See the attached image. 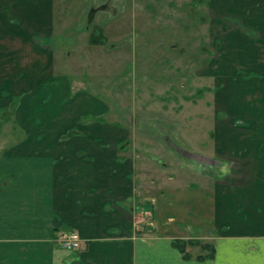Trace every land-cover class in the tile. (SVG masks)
<instances>
[{
	"label": "crops",
	"instance_id": "0c3cea01",
	"mask_svg": "<svg viewBox=\"0 0 264 264\" xmlns=\"http://www.w3.org/2000/svg\"><path fill=\"white\" fill-rule=\"evenodd\" d=\"M242 15L245 23L239 20ZM232 20L230 46L237 61L236 65L232 61V76L223 78L211 65L206 72L217 82L239 84L255 78L247 68L264 66L259 52L264 51V44L249 42H264V0H232ZM244 24H250L257 34L248 35ZM54 32V0H0V111L20 99L16 117L25 121L32 102L44 98L47 86L55 84ZM56 92L52 99L60 102L61 86ZM78 99H88V103L95 98L84 92ZM60 108L53 117L54 103L48 125ZM39 125H27V132L36 129L35 137L29 133L0 155V264H264V123L233 121L232 135L221 139L225 127L217 122L209 133L212 155L197 149V154L212 158L229 147L236 155L232 161L251 164L248 170H234L231 183L210 175L201 181L203 193L213 204L210 224L200 221L213 233L202 239L215 246L214 257L204 260L185 259L173 240L191 236H178L157 216L162 208L156 205L157 192L192 187L190 180L182 185L172 172L163 184L152 175L157 169L176 170L178 160L181 165L177 153L181 149L174 152L160 143L157 151L150 152L153 158L144 152L118 157L119 149L124 153L130 148L127 142L115 150L85 138L61 144L46 138ZM76 127L86 130L85 125ZM43 147L53 148L39 152ZM182 150L187 159H194L191 150ZM161 159L168 163L162 165ZM147 176L152 185L144 181ZM142 201L148 207L138 204ZM136 207L147 212L146 223L148 209L156 210L158 220L151 222L148 232L134 231L132 211ZM64 230L78 231L83 248H62L57 238Z\"/></svg>",
	"mask_w": 264,
	"mask_h": 264
},
{
	"label": "rangeland",
	"instance_id": "374dc122",
	"mask_svg": "<svg viewBox=\"0 0 264 264\" xmlns=\"http://www.w3.org/2000/svg\"><path fill=\"white\" fill-rule=\"evenodd\" d=\"M54 1L55 84L47 86L44 98L32 102L25 121L16 117L20 99L0 111V155L24 141L29 133L35 137L36 129L27 132L26 128L36 127V123L45 129L46 138L61 144L85 138L115 150L127 142L130 148L124 153L119 149L118 157L143 152L150 156L160 143L174 152L181 149L182 154L177 152L181 162L178 160V169H157L152 175L163 184L172 172L182 185L190 180L192 187L180 188L183 190L179 192L168 189L166 194L155 192L156 205L162 207L157 209V216L178 236L204 241L202 237L213 232L201 223L210 224L213 204L203 193L201 181L210 175L231 183L234 170H248L251 164L232 161L236 155L229 147L212 158L197 154V149L212 155L209 133L217 122L225 127L221 139L232 135L233 121L264 123V66L247 68L255 78L239 84L217 82L211 72H206L211 65V70H219L227 78L235 68L232 61L237 64L231 47L232 0ZM239 20L245 23L244 15ZM244 25L248 35L257 34L250 24ZM99 28L103 30L102 42L92 43L91 35ZM249 42L264 44L255 39ZM58 86L62 88L60 102L59 98L52 99ZM84 92L95 99L88 103V99H78ZM58 106L57 117L48 125ZM77 124L85 125V132L77 129ZM71 130L79 134L66 137ZM182 149L191 150L194 159H187ZM164 163L168 162L161 159ZM144 181L152 185L148 176ZM138 204L148 207L143 201ZM148 211L142 232H148L157 218L153 207ZM188 249L193 256L207 252L199 245Z\"/></svg>",
	"mask_w": 264,
	"mask_h": 264
},
{
	"label": "trees",
	"instance_id": "16d2710c",
	"mask_svg": "<svg viewBox=\"0 0 264 264\" xmlns=\"http://www.w3.org/2000/svg\"><path fill=\"white\" fill-rule=\"evenodd\" d=\"M97 32H93L90 38V41L92 43H100L102 42V35H103V30L102 28H99ZM74 134H79V131L77 130H71L69 133L66 134V137L72 136ZM65 137V136H64ZM13 180L12 177H8ZM173 245L178 248L181 253L183 254V257L185 259H197V260H204L208 258H213L215 255V246L212 242H207V241H202L200 238L195 239V238H180L177 237L173 240ZM199 245L203 250H206V253H200L196 256H193L190 250L188 249L189 246H197Z\"/></svg>",
	"mask_w": 264,
	"mask_h": 264
},
{
	"label": "built area",
	"instance_id": "2783aa9c",
	"mask_svg": "<svg viewBox=\"0 0 264 264\" xmlns=\"http://www.w3.org/2000/svg\"><path fill=\"white\" fill-rule=\"evenodd\" d=\"M133 228L136 234L142 232L147 221V212L142 208H135L132 212ZM58 244L69 251L80 250L84 246V239L76 230H64L57 238Z\"/></svg>",
	"mask_w": 264,
	"mask_h": 264
}]
</instances>
